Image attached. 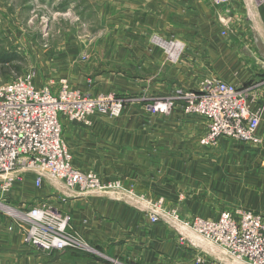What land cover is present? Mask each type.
<instances>
[{
	"label": "rangeland",
	"instance_id": "obj_1",
	"mask_svg": "<svg viewBox=\"0 0 264 264\" xmlns=\"http://www.w3.org/2000/svg\"><path fill=\"white\" fill-rule=\"evenodd\" d=\"M201 1L210 13L209 0ZM251 1L258 8L263 6L260 0ZM154 24L166 25L165 0H0V86L26 77L35 90L46 89L54 96L64 81L68 91L81 96L96 100L112 95L122 104L117 115L96 111L86 118L87 125L60 118L61 136L71 152L73 167L119 183L122 190L138 178L144 184H157L159 176L166 188L165 198L150 197L145 214L150 217L155 213L150 209L159 206L156 223L179 229L180 242L198 251L182 264H246L233 262L161 214L176 211L182 223L193 224L196 217L216 221L227 212L235 222L249 215L264 226V93L254 95L256 87L236 86L247 90V105L261 122L257 143L220 137L213 145H202L203 120L186 116L180 102L172 108L170 104L166 112L161 106L180 97L179 91L200 92L207 77L200 76L196 85L174 88L170 81L175 78L169 71L192 73L198 69L195 61L212 69V49L218 42L171 43L167 28L154 29ZM159 41L181 48L170 57L168 47ZM183 61L184 66L180 65ZM260 97L261 105L257 103ZM176 109L184 120L204 123L203 129L199 131L193 124L192 136L182 134L183 127L172 122ZM74 125L85 130H73ZM155 165H163L160 173L150 172ZM48 186L53 187L45 181L40 189L33 187L39 193ZM123 193L118 192L116 198L126 199ZM132 199L140 204L142 196ZM85 241L91 250L82 253L96 256ZM25 248L40 255L55 253Z\"/></svg>",
	"mask_w": 264,
	"mask_h": 264
},
{
	"label": "built area",
	"instance_id": "obj_2",
	"mask_svg": "<svg viewBox=\"0 0 264 264\" xmlns=\"http://www.w3.org/2000/svg\"><path fill=\"white\" fill-rule=\"evenodd\" d=\"M211 5L225 9L230 0H209ZM264 5V0L260 4ZM225 36V32L221 34ZM171 57V56H170ZM63 82L56 95L46 89L35 90L26 77L0 86V210L22 232L25 247L41 254L71 250L87 252L90 247L83 236L74 230L71 215L47 200H37L27 208L15 209L4 203L18 174L33 176L34 187L53 185L67 198H116L118 192L127 196L119 183L104 181L99 174L83 172L72 165L71 155L62 139L60 118L88 124L86 118L94 112L117 115L122 104L112 95L92 99L71 93ZM199 93L179 91L178 96L161 107L166 112L180 102L188 117L205 123L202 145H213L218 138L237 139L246 143L258 142L261 122L247 105L245 91L223 80L204 79ZM150 211L149 220L156 223L159 206ZM165 215L169 223L181 230H190L198 238L219 249L233 262L264 264V226L257 219L243 215L235 222L229 213L222 212L218 220L195 218L193 224L182 223L176 211ZM179 230V229H178ZM90 249V250H89Z\"/></svg>",
	"mask_w": 264,
	"mask_h": 264
},
{
	"label": "crops",
	"instance_id": "obj_3",
	"mask_svg": "<svg viewBox=\"0 0 264 264\" xmlns=\"http://www.w3.org/2000/svg\"><path fill=\"white\" fill-rule=\"evenodd\" d=\"M172 1L174 0H165L166 25L154 24V29L167 28V41L171 43L189 44L210 39L212 42L217 41L218 44H214L212 49L214 52L212 69H204L202 64L195 61L198 69H192V73L169 71V76L175 78L170 81V86L175 88L196 85L200 76L218 77L230 85L242 88L256 87L257 90L252 94L262 96L264 5L258 8L251 0H230L229 5L223 10L213 7L210 3L208 8L211 12L208 13L203 8L201 0L186 2L177 0L176 3ZM213 8L216 13H213ZM218 10L223 13H219ZM223 32L225 36L221 35ZM164 33L161 34L165 36ZM222 60H226V63ZM181 63L180 65H185L184 61ZM260 99L262 97L257 102L259 105L262 104ZM172 122L183 127L180 129L182 134L190 136L194 132L192 131L194 125L201 131L204 124L184 120L179 109L172 114ZM73 130L85 129L74 125ZM142 152L145 154L147 151ZM153 168L154 171L150 172L160 173L163 165H155ZM20 177L13 182L4 203L15 209H22L44 199L61 208L63 212L71 215L73 228L89 241L96 251V256L90 257L71 250L40 255L27 250L22 241V232L0 210V264H182L191 254L194 256L198 253L196 249L180 242L177 229L171 230L162 223L152 224L145 214L150 197L165 198L166 188L159 176L157 184H144V181L138 178L136 182H132V188L123 185V189L127 191V198L122 201L113 196L75 197L63 200L57 188L48 186L38 193L33 187V176L26 174ZM139 194L142 196L141 203H134L132 198ZM130 198L132 200H129Z\"/></svg>",
	"mask_w": 264,
	"mask_h": 264
},
{
	"label": "bare ground",
	"instance_id": "obj_4",
	"mask_svg": "<svg viewBox=\"0 0 264 264\" xmlns=\"http://www.w3.org/2000/svg\"><path fill=\"white\" fill-rule=\"evenodd\" d=\"M160 45H163L164 47H168L170 56H174V53H177L180 50V45H174V44H165L163 41H159Z\"/></svg>",
	"mask_w": 264,
	"mask_h": 264
}]
</instances>
